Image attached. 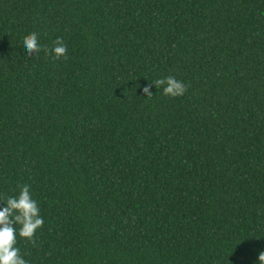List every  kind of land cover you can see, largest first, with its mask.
<instances>
[{
	"label": "trees",
	"instance_id": "1",
	"mask_svg": "<svg viewBox=\"0 0 264 264\" xmlns=\"http://www.w3.org/2000/svg\"><path fill=\"white\" fill-rule=\"evenodd\" d=\"M165 76L183 95L143 94ZM22 184L29 264H259L264 0H0V194Z\"/></svg>",
	"mask_w": 264,
	"mask_h": 264
},
{
	"label": "clouds",
	"instance_id": "2",
	"mask_svg": "<svg viewBox=\"0 0 264 264\" xmlns=\"http://www.w3.org/2000/svg\"><path fill=\"white\" fill-rule=\"evenodd\" d=\"M22 50L30 55L42 50L36 33H30L22 40ZM66 51L63 41L57 38L50 52L46 51L45 54L59 59ZM151 86L159 87L162 94L171 97H179L185 91V84L174 76L161 77L151 82L150 86L142 89L144 95H153ZM43 223L39 202L33 198L28 184L17 185L16 192L6 198L0 194V264H29L16 246L17 239L19 237L32 241L36 230ZM258 262L264 264V251L259 253Z\"/></svg>",
	"mask_w": 264,
	"mask_h": 264
}]
</instances>
